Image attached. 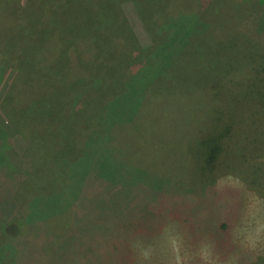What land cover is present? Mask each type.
Returning a JSON list of instances; mask_svg holds the SVG:
<instances>
[{"label": "rangeland", "instance_id": "374dc122", "mask_svg": "<svg viewBox=\"0 0 264 264\" xmlns=\"http://www.w3.org/2000/svg\"><path fill=\"white\" fill-rule=\"evenodd\" d=\"M194 2L166 0L162 14L152 16L146 7L141 16L135 0L119 5L127 35L138 45L127 53L137 64L129 61L123 76L126 81L139 76L141 83L148 78L149 87L109 125L101 120L108 114L102 86L86 97L80 117L73 111L76 90L66 88L49 102V86L23 112L17 106L23 89L34 77L49 79V67L26 52L0 58V264H264V5L198 0L203 11L213 6L215 14L205 13L213 24L198 30L201 37L211 36L196 44L190 34H180L173 48L161 27L171 12L186 14ZM20 11L16 4L0 6V41ZM67 28L55 27L32 48L35 55L40 45L58 46L57 32ZM135 48L150 52L142 57ZM200 57L226 62L222 81L212 82L208 91L197 84ZM16 60L35 76L14 68ZM160 61L171 64L161 75L150 69ZM107 71L113 88L116 72ZM141 83L133 88L141 89ZM101 97V119L94 120ZM20 112L17 122L13 118ZM230 113L237 124L225 138ZM107 127L114 137H106ZM104 138L114 144L112 159L122 163L117 167L122 178L115 199L98 198L83 224L74 192L92 195L97 189L102 196L104 168L92 156ZM214 147H220L223 163L209 172L205 162ZM132 178L145 179L131 187Z\"/></svg>", "mask_w": 264, "mask_h": 264}, {"label": "trees", "instance_id": "16d2710c", "mask_svg": "<svg viewBox=\"0 0 264 264\" xmlns=\"http://www.w3.org/2000/svg\"><path fill=\"white\" fill-rule=\"evenodd\" d=\"M125 1L126 0H0V6L7 2L8 5L16 4L21 10L17 19L12 23L7 37L0 41V58H8L9 54L17 57L26 52L25 54L28 55L34 54V62L39 61L42 65L49 67V79L44 76V79L32 80L35 78V75H33L35 72L33 71L34 69L29 67H19L17 65V60L15 62L16 64L14 63V68H21V71L26 73L32 72V77H34L27 84L26 88L23 89V92L21 93V104L17 105L20 108H26L23 112L31 110L32 103L34 105L37 102L35 101L37 98L45 96L48 92L49 86V102L51 101V96L54 94L59 95L60 92L62 95L66 94V88L69 90H76V94L73 99V111L75 115H77L86 110V97L92 96L93 92L96 91L97 86H102L103 89L105 88L103 91L104 94L107 92V102L104 103H107L106 107L108 109V114L103 119L99 117L97 118V113H99L98 111L104 104L102 102V94V97L98 100V105L94 113L96 114L94 120H107L106 124L109 125L113 123V120H120L123 118L125 115L123 110L126 109L129 111V108L133 105V100L138 94L142 93L144 97L146 96L145 90L149 87H147L149 82L148 78L141 83L139 81V76L136 78L133 77L130 81H126L123 76L124 70L128 69L127 65L130 64L128 63L129 61L134 60L136 62L135 64H137V59L129 60V58H127V53L132 47L138 46L136 39L133 37L131 40V36H129L130 34L127 35L128 28L125 24L124 17L121 15L119 10L121 9L119 5ZM165 1L166 0H135L134 4L141 13V16L144 10L143 7H146L147 12H149V15L152 16L158 12V10H161L160 14H162L163 10L160 6ZM200 1L201 0H199V2ZM197 3L194 2L193 7H196L191 8V10L186 14H183L178 10L171 12L169 18L166 20L167 23H163L161 29L163 30L164 28H167L164 29V31L167 32L165 36H167L166 38H168V40H170L173 44V48L175 43H177V39L180 34H190L193 38V42L196 44H199L202 38L209 37L210 33L207 37H201L198 30L206 27V25L208 26L209 24H213L214 20L211 21L207 16H205L206 12L213 11L214 13V10H211L213 6H209L206 11H203L202 9L205 8L204 5H199V3ZM259 3L264 5V0H259ZM167 16L168 12L167 15L165 14V17ZM215 16L217 17V15ZM146 21L153 22V20ZM66 24L69 26V29L67 28V33H64L66 29L64 31L57 32V36L61 37L60 39L55 38V40L60 41L59 45L54 46V49L47 48L48 45L45 44L40 45V53H38L37 58L35 55L36 53H34L32 48L39 46L38 42L45 40V37L48 34H51L55 27L63 29ZM98 26L100 30H102L100 34L96 33L99 30L96 29ZM65 36L69 38L66 37V39ZM36 38H39V40L37 41ZM97 41L99 45L96 43ZM87 43L91 44L92 47H94V50L88 48ZM206 47L203 46L202 50ZM135 49L136 53H138V51L140 52V48ZM141 49L142 50L139 54H141L142 57H144V55L146 56L147 53L150 52L149 50L143 53L144 49ZM205 51L212 55L210 51ZM204 60L205 57L203 60L202 57L197 59L196 73L199 76L197 84L199 86L202 85L201 89H203V91H208L210 88L206 87L209 85L211 86L212 82L220 83V81H222L219 75H221L222 69L226 68V62L220 58L208 62ZM164 62L165 61L158 62L156 67L151 66V71L153 73L158 71L161 75L162 72L167 69L168 64H170L169 62H165L163 65ZM124 63L127 64L124 65ZM104 66L107 67V70H113V73L114 71L116 72V81L113 84V88H110L108 81L105 80L109 79L110 76L108 75L109 71L103 70ZM180 66L182 67L184 65L180 64ZM144 67L145 65L142 68ZM207 67L210 69H207ZM147 72L149 74L148 70ZM60 77L63 79L62 83L59 80ZM117 82H120V84L117 85ZM136 83H141L142 88L135 90L133 87ZM95 84H97L96 88H94ZM121 87L122 91H119L118 89ZM58 95L57 98L60 99ZM68 95L70 94L68 93ZM141 106L142 104H140V107ZM23 112H20L16 115L17 117L13 119L17 121L22 118ZM15 113L17 112L14 111L12 114L14 115ZM77 117H80V114L77 115ZM233 118V114L230 113L229 120L231 119V128H228V131L224 136L225 138H230L231 132L234 131V127L237 124L236 120H233ZM92 120L93 116L90 121L91 124ZM93 127L95 130V126ZM3 131L7 133L5 130ZM101 131H98L99 134ZM96 132L97 131H95V133ZM106 134V137H114L110 127H107ZM96 136H98L97 133ZM220 139H222L221 135L219 136V140ZM107 140L108 138H104L99 141L97 145L98 150L94 153L95 155L92 156V159L98 158L100 162V169L104 168L102 172V196L97 193V189L92 190V195L89 192L84 193V190L74 192V201L79 202V211L82 213L80 221H82L83 224L91 220V214L88 210L90 207L95 205V202L99 200L98 198L101 197L103 202L110 203L115 199V191L119 190L118 184L119 180L122 178V173L119 168V170L117 169V167L121 166L122 163L121 165L114 164L112 159L113 149L111 148L114 147V144L110 145L109 141L107 143ZM88 149L91 151L90 143ZM219 149L220 147H214L212 153L205 162L209 172L217 169L218 166L223 163V157L220 155L221 152L218 154ZM87 159H89V161L91 160V158ZM110 161L113 166L110 165ZM90 167H93L91 163L89 168ZM123 169H125L124 171L127 170L130 172L129 169H127V166H123ZM139 176L145 177V174L140 172ZM94 178L95 177H92L93 180ZM259 178L260 177H258V179ZM141 180L142 179H139L137 181V179H133V185L131 187L139 186L140 182L144 183V181ZM116 182L118 184H116ZM95 187L93 185L92 188ZM73 202L69 205L72 206ZM87 208L88 210L86 211Z\"/></svg>", "mask_w": 264, "mask_h": 264}]
</instances>
